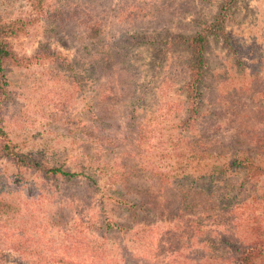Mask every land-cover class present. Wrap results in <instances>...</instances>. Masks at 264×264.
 <instances>
[{
    "label": "rangeland",
    "instance_id": "374dc122",
    "mask_svg": "<svg viewBox=\"0 0 264 264\" xmlns=\"http://www.w3.org/2000/svg\"><path fill=\"white\" fill-rule=\"evenodd\" d=\"M41 1L44 14L0 0V22H31L16 55H60L6 68L0 118L18 151L75 176L0 157V264H230L264 238V0H237L230 41L209 38L198 118L182 132L188 55L172 37L220 0ZM235 152L249 171L215 175ZM103 217L124 232L100 236Z\"/></svg>",
    "mask_w": 264,
    "mask_h": 264
},
{
    "label": "trees",
    "instance_id": "16d2710c",
    "mask_svg": "<svg viewBox=\"0 0 264 264\" xmlns=\"http://www.w3.org/2000/svg\"><path fill=\"white\" fill-rule=\"evenodd\" d=\"M29 8L44 14V3L41 0H27ZM237 0H220L216 11L209 22H205L198 30L189 35H175L172 37L173 45H177L187 53L185 67L188 72V78L183 84V92L186 99V116L180 120L176 127L179 131L190 129L195 125L198 118V110L201 100L200 82L203 77L205 68L204 52L208 45L209 38L222 39L227 44L229 37L226 32V24L232 16V12ZM50 14V13H48ZM53 17V15H52ZM31 23L28 20L15 18L8 22H0V107L6 100L8 82L6 79V68L9 66L28 67L33 61H42L50 63L51 58L60 56L55 50L50 49L46 44H41L34 51L31 58L19 57L13 51L12 40L26 33V28ZM98 24H92L89 27L87 37L89 39H100L101 32ZM93 61V59H91ZM35 62V63H36ZM70 69V64H66ZM2 120L0 118V157L4 158L14 168H22L26 170H35L41 173L44 178L56 177L62 180H68L75 176L62 170L59 167L49 166L47 163H42L38 160L32 159L28 155L18 151L16 145L4 138ZM238 152L232 153L230 156L224 157V161L217 164V171L215 175L224 174L228 171H249L248 166L251 165L250 160L240 158ZM252 157V156H251ZM262 170V168H261ZM179 188V187H178ZM177 188V189H178ZM192 189L189 190V192ZM185 193V192H184ZM187 193H185L186 197ZM142 208L145 206L139 204ZM134 207V206H133ZM135 208V207H134ZM100 236H104L112 231L124 232L122 226L112 221L107 217L98 226ZM232 253L230 264H258L264 259V238L257 241L253 245H240L235 248Z\"/></svg>",
    "mask_w": 264,
    "mask_h": 264
}]
</instances>
